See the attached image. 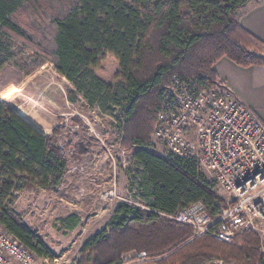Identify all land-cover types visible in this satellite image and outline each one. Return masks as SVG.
<instances>
[{
  "label": "trees",
  "instance_id": "obj_1",
  "mask_svg": "<svg viewBox=\"0 0 264 264\" xmlns=\"http://www.w3.org/2000/svg\"><path fill=\"white\" fill-rule=\"evenodd\" d=\"M250 0H0V73L8 64L27 75L49 61L70 84L68 100L120 125V147L129 154V191L140 209L119 203L108 232L87 241L78 264H114L131 250L158 257L143 264H264L253 232L232 243L210 234L190 239L188 226L170 220L176 210L200 202L214 216L223 200L193 159L161 155L154 147L156 113L171 81L214 87L213 65L264 66V43L244 30L237 11ZM27 18V20L24 19ZM31 49L17 57L16 42ZM106 55L119 69L109 84L96 71ZM66 143L55 129L45 136L0 102V226L38 256L43 239L15 213L18 194L59 188L69 168ZM80 217L64 219L73 229Z\"/></svg>",
  "mask_w": 264,
  "mask_h": 264
},
{
  "label": "built area",
  "instance_id": "obj_2",
  "mask_svg": "<svg viewBox=\"0 0 264 264\" xmlns=\"http://www.w3.org/2000/svg\"><path fill=\"white\" fill-rule=\"evenodd\" d=\"M153 142L161 155L195 160L201 172L227 195L214 216L200 202L162 216L188 226L190 239L210 234L220 242L232 243L240 233L253 232L264 252V124L250 108L220 84L199 89L175 78L156 113ZM99 198L107 203L126 201L114 184L102 187ZM151 260L145 251H135L122 254L114 264ZM42 263L49 264V259L38 256L0 226V264Z\"/></svg>",
  "mask_w": 264,
  "mask_h": 264
},
{
  "label": "rangeland",
  "instance_id": "obj_3",
  "mask_svg": "<svg viewBox=\"0 0 264 264\" xmlns=\"http://www.w3.org/2000/svg\"><path fill=\"white\" fill-rule=\"evenodd\" d=\"M24 19L27 20L26 17ZM16 47L19 59L29 57L31 49L22 41H17ZM118 69L117 59L106 55L96 73L107 83L113 84ZM19 72L17 67L8 64L0 73V102L47 136L55 129L61 145L68 144L66 152L69 168L73 165L72 161L78 158L75 151L71 150L69 141L72 137L70 128L75 124L80 125L79 131H84L87 138L89 135L95 139L102 151L108 149L110 170L107 177L97 176L91 180L92 183L74 189L64 176L59 188L50 191L27 189L18 194L13 205L21 221L43 239L49 253L45 256L49 264H54V259L57 264H78L83 258L81 250L85 243L102 231L108 232L110 219L119 203L131 201L135 207L145 209L129 191L126 167L130 154L120 147L121 127L114 118L87 107L79 96L74 102L68 100L71 84L56 71L52 63L47 61L27 75ZM89 128L91 133L87 130ZM89 149L87 147L83 152L89 156L100 154ZM113 184L126 201L115 199L107 203L99 198L102 187ZM78 189H82L80 192L83 194H79V198L76 195ZM213 189L223 200L221 205H224L227 195L215 183ZM71 214L78 215L80 221L73 229H67L63 221ZM259 243L261 254L264 255L260 239ZM152 257L153 260L158 258ZM206 264L224 263L214 259Z\"/></svg>",
  "mask_w": 264,
  "mask_h": 264
},
{
  "label": "crops",
  "instance_id": "obj_4",
  "mask_svg": "<svg viewBox=\"0 0 264 264\" xmlns=\"http://www.w3.org/2000/svg\"><path fill=\"white\" fill-rule=\"evenodd\" d=\"M237 19L244 30L264 43V0L247 2L238 9ZM213 70L216 72L219 84L230 90L234 97L250 108L264 124V66L242 67L222 57L215 62ZM79 128L80 125L77 124L70 128L72 132V137L69 139L70 148L75 151L78 158L72 161V167L68 168L65 174L68 183L74 189L92 183L91 180L97 176L107 177L110 170L108 149L102 151L97 141L89 135L87 138L86 133L79 131ZM87 130L89 133L92 132L90 128ZM87 147L100 154L89 156L88 153L83 152ZM80 190L82 189L76 191L78 198L79 194L83 195Z\"/></svg>",
  "mask_w": 264,
  "mask_h": 264
}]
</instances>
